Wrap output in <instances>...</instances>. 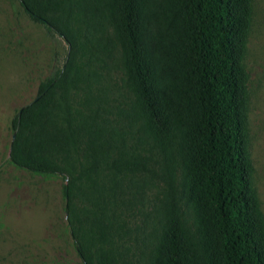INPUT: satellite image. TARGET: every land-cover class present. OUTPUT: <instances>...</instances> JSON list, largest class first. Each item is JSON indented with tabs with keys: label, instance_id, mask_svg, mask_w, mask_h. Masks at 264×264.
Masks as SVG:
<instances>
[{
	"label": "trees",
	"instance_id": "obj_1",
	"mask_svg": "<svg viewBox=\"0 0 264 264\" xmlns=\"http://www.w3.org/2000/svg\"><path fill=\"white\" fill-rule=\"evenodd\" d=\"M19 2L67 53L13 118L9 159L65 179L82 264H264L251 0Z\"/></svg>",
	"mask_w": 264,
	"mask_h": 264
},
{
	"label": "rangeland",
	"instance_id": "obj_2",
	"mask_svg": "<svg viewBox=\"0 0 264 264\" xmlns=\"http://www.w3.org/2000/svg\"><path fill=\"white\" fill-rule=\"evenodd\" d=\"M66 41L33 21L19 0H0V264H82L66 218L65 179L16 167L11 123L62 68ZM246 130L264 214V0H251L246 54ZM120 72L112 78L120 81Z\"/></svg>",
	"mask_w": 264,
	"mask_h": 264
},
{
	"label": "water",
	"instance_id": "obj_3",
	"mask_svg": "<svg viewBox=\"0 0 264 264\" xmlns=\"http://www.w3.org/2000/svg\"><path fill=\"white\" fill-rule=\"evenodd\" d=\"M15 137V135H13V138Z\"/></svg>",
	"mask_w": 264,
	"mask_h": 264
}]
</instances>
